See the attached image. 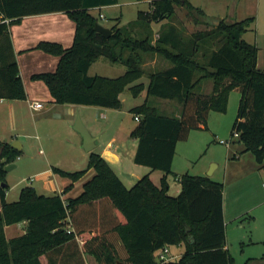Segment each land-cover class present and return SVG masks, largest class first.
Here are the masks:
<instances>
[{
    "label": "trees",
    "instance_id": "1",
    "mask_svg": "<svg viewBox=\"0 0 264 264\" xmlns=\"http://www.w3.org/2000/svg\"><path fill=\"white\" fill-rule=\"evenodd\" d=\"M137 1L150 3L149 11L138 12L133 25L142 37L115 26L104 38L95 31L98 20L89 10L117 0H0V100L26 99L9 26L24 17L64 13L75 25L71 46L39 42L36 49L56 56L58 62L53 72L32 75L44 82L55 104L120 109V95L130 86L133 97L145 91L147 97L181 105L179 115L171 117L160 115L146 102L130 110L138 118L130 133L137 141L133 162L149 169L130 188L94 151L89 152L84 170L51 168L71 182L60 193L42 195L27 186L17 201L7 202V185L0 186V264H87V256L96 264H234L225 243L223 185L186 173L178 179L180 192L171 197L167 178L177 144L192 131L207 130L209 113L224 112L233 90L240 100L231 134L238 135L242 153H250L259 169L264 168V70L257 69V47L243 39L255 18L232 23L220 19L209 29L192 32L186 46L181 39L171 42L164 32L154 39L150 24L171 18L176 4L184 5L197 25L202 22L195 19L203 16L200 9L188 0ZM148 53L171 66L150 74L146 87L131 85L142 77ZM100 57L124 65L126 71L116 78L89 76L91 64ZM203 80L212 82L209 94L194 91ZM20 154L0 141V184L5 182L4 167L13 165ZM154 171L162 173L158 184L150 177ZM86 175L90 177L81 193L66 197ZM21 223L19 235L6 236V227ZM171 247L182 251L171 254ZM164 248L176 257L159 262Z\"/></svg>",
    "mask_w": 264,
    "mask_h": 264
},
{
    "label": "rangeland",
    "instance_id": "2",
    "mask_svg": "<svg viewBox=\"0 0 264 264\" xmlns=\"http://www.w3.org/2000/svg\"><path fill=\"white\" fill-rule=\"evenodd\" d=\"M188 2L192 7L203 12V16H195V19L202 22L196 25L188 9L184 5L175 4L171 18L151 22L150 29L154 39L164 32L171 42L181 39L178 41L188 46L192 32L209 29L212 21H217L219 17H225L226 22L231 23L253 16L255 32H249L245 35V39L247 41H252L253 38L258 39L260 50L257 64L259 69L264 67V0H188ZM105 7L102 10H89V14L98 20L99 25L109 29L115 26L127 29L132 36L142 37L133 25L138 12L149 11L148 1L117 0L116 4ZM100 14L103 17H100ZM172 27L176 28L177 32L172 33ZM62 30L65 29L62 28ZM73 38L74 35L71 44ZM166 46L169 50L177 52L169 44L164 45ZM29 56L21 61V66L25 84L27 87L30 85L27 88V94H30L34 100L28 103L26 100H12L16 101L14 111H10L6 105L7 101L0 103V141L10 145L16 142L23 146L20 156L13 163L14 167L9 170H5L6 166L4 167L5 182L3 184L7 185L4 198L7 202L17 201L20 190L27 186L33 187L38 194L42 195L50 196L59 193L54 186V181L45 172L48 170L50 172L52 167L67 172L80 171L86 169L88 163L89 153H85L73 139L81 136L74 129H67L61 122L62 112H65V108H72L68 107L71 104L48 103L50 93L46 85L43 81L32 78L34 75L32 72L43 67H48L49 70H40V72H53L58 58L53 56L57 61L51 65L49 58H52V55L38 53V55ZM170 66L171 64L161 56L148 53L143 57L142 77L131 85L142 83L146 86L150 74L166 70ZM125 71L124 65L114 64L100 57L91 64L88 75L116 78ZM129 87L120 95L121 108L108 109L106 117L102 113H97L94 107L82 109L81 115L75 112L71 117L73 126L79 120L88 132L98 137L99 146L94 152H100L111 135H114L119 143L126 140L127 144L137 145L136 139L130 137L131 131L137 125L134 114L130 110L136 105L146 102L155 107L160 115L168 117L179 115L181 105L176 100L147 97L145 91L133 97ZM211 88L212 82L203 80L194 91L209 94ZM239 100L240 94L234 90L230 91L226 110L222 113L216 111L209 113L208 129L192 131L186 141L177 144L171 166L172 174L167 178L168 195L174 197L180 192L178 179L186 173L193 176H207L212 181L221 183L225 243L233 263L264 264V168L258 170L251 168L254 157L250 153H236L239 147H243L238 141V135L231 134ZM32 102L44 104V111L32 110L29 106ZM50 106H55L57 109H49ZM100 109L102 111V108ZM217 139L229 142V146L219 144ZM123 152L122 161L112 165V168L124 186L130 188L136 181L131 180V173L140 179L149 172V169L136 165L133 162L134 156L128 149L124 148ZM232 153H235L236 157ZM257 167L259 168L258 165ZM89 175L74 183L72 189L66 193V197H77L82 191L83 182L90 177ZM160 176L159 171L150 175L155 184L159 183ZM58 177L64 180L67 186L71 184L68 179ZM19 225L8 226L6 236L19 235L23 229ZM169 250L171 254H178L182 251V247H171Z\"/></svg>",
    "mask_w": 264,
    "mask_h": 264
},
{
    "label": "crops",
    "instance_id": "3",
    "mask_svg": "<svg viewBox=\"0 0 264 264\" xmlns=\"http://www.w3.org/2000/svg\"><path fill=\"white\" fill-rule=\"evenodd\" d=\"M105 8L106 7H100V8H94V9L102 10ZM220 19L225 20V17H219L217 19V21ZM236 21H232V22H236ZM62 28H64L65 30H62ZM74 32H75L74 23L64 13H52V14L39 15V16L24 17V18L20 19V21L18 23L12 24L9 26L10 40H11V44L13 47V51L15 53L16 61L18 63L20 76H21V79L23 81V85L25 88V92H26V99L25 100L27 101V103H28V101L32 100L33 98L31 97L30 94H27V92H28L27 88H29L30 85H28V87H27V85L25 84L24 76H23V69L21 66V61H23L24 58L27 59L28 57H30L29 55H38V53H42L45 55V53L43 51L36 49L37 44L39 42H42V41L58 43L63 48H68L69 45L71 44V40H72V36L74 35ZM249 32H251V33L255 32V22H254V25L252 26V28L243 35V39L248 43L254 44L257 47L258 53H259L260 49L258 46V42H259L258 39L253 38L252 41H247L245 39V35H247ZM51 57L52 58H49V59H51L50 63H51V65H53L56 63L57 60L54 59L55 56L53 57V55H52ZM45 59H48V58H45ZM257 59H258V55H257ZM257 69H259L258 64H257ZM40 70H49V68L43 67L42 69H39L38 71H33V72L31 71V72L33 74L43 73V72H40ZM259 70H264V67H260ZM41 88H42V86H41ZM15 102L16 101H7L6 105L10 108V111L15 110V107H16ZM0 103H4L3 100H0ZM48 103L55 104L52 101L51 97H50V100L48 101ZM136 106H139V105H136ZM136 106H134V107H136ZM68 107H72V108H65V112H62L63 115L60 118H61V122L63 123V125L67 129H69V128L73 129V125H72L73 120H71V117L73 116V114H75V112H78L81 115V111H83L82 109H88V107L85 108L86 106H77V105H71ZM73 107H76V108H73ZM134 107H132V108H134ZM90 108L93 109V107H90ZM94 108L96 109L97 113H102L104 117H106L108 115V112H109L108 109L102 108V111H101L100 108H96V107H94ZM43 109H44V104H43V108L41 109V112L44 111ZM49 109H57V108L55 106L54 107L50 106ZM194 132H197V131H194ZM90 134H91V136H93L95 138V142H94L95 148L92 150V151H94L97 148V146H99V144H97V138L98 137H95V135H93L92 133H90ZM189 137H190V134H189ZM73 139H74L75 144H77L83 150L82 138L81 137L80 138L74 137ZM125 141L126 140H124V142L119 143L116 140V137L114 135H111L108 138V140L106 141V144L104 145V147L98 153L101 155V157H103L111 165L119 164L122 161L123 156H124V152H123L124 148L128 149L129 153H131L132 156H134V153H135L136 145L134 143L127 144V142H125ZM14 143L17 145L16 149L21 150V148L23 146L16 143V142H14ZM79 143H80V145H79ZM77 145H75V146L77 147ZM242 151H243V147H239V149H237L236 153L242 152ZM84 152L89 153L86 151H84ZM243 154H245V153H243ZM232 155H235V153H232ZM235 157H236V155H235ZM237 159H239V158L237 157ZM254 163H255V161L251 165V168L254 170H258L259 168L257 167V165L255 166ZM216 166H218V164ZM155 172L156 171L150 172V175L154 174ZM45 174L50 175V177L54 181V186L59 191V193L62 192L64 190V188L67 186L66 182H64V180H60V178L57 175L53 174L51 170H50V172H49V170L46 171ZM161 175H162V173H161ZM130 178L132 181L137 180L136 175H133V173H131ZM19 226L23 227L24 224L21 223ZM6 228H5V231H6ZM9 238H11V237H9ZM86 262H87V264H96L94 259L89 258L88 256L86 257Z\"/></svg>",
    "mask_w": 264,
    "mask_h": 264
},
{
    "label": "water",
    "instance_id": "4",
    "mask_svg": "<svg viewBox=\"0 0 264 264\" xmlns=\"http://www.w3.org/2000/svg\"><path fill=\"white\" fill-rule=\"evenodd\" d=\"M218 21H212L213 24H217ZM95 31L101 34L104 38H107L111 34V30L109 28L102 27L99 24H96L94 27ZM73 129L79 133V135L82 138V148L86 152H91L95 148V138L91 136V134L87 131V129L84 127V125L81 123V121H76V123L73 126ZM12 147L17 148V145L15 143L11 144ZM14 165H7L5 167V170H9L10 168H13ZM1 187H4L5 184L1 183ZM122 264V263H118Z\"/></svg>",
    "mask_w": 264,
    "mask_h": 264
},
{
    "label": "built area",
    "instance_id": "5",
    "mask_svg": "<svg viewBox=\"0 0 264 264\" xmlns=\"http://www.w3.org/2000/svg\"><path fill=\"white\" fill-rule=\"evenodd\" d=\"M100 17H103L101 14H100ZM30 108L34 111H37V110H41L43 108V104L41 103H38V102H32L29 104ZM134 120L137 121L138 118L137 117H134ZM217 142L219 144H223V145H226V146H229V142H226V141H223V140H217ZM176 257L173 256V255H170L169 253V250L168 248H164L160 253H159V262H165L167 260H170L172 258Z\"/></svg>",
    "mask_w": 264,
    "mask_h": 264
}]
</instances>
